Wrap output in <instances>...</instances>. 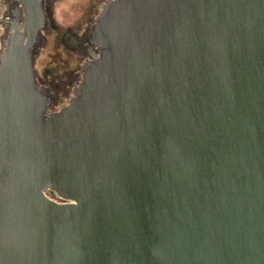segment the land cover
<instances>
[{
  "label": "water",
  "instance_id": "95a60500",
  "mask_svg": "<svg viewBox=\"0 0 264 264\" xmlns=\"http://www.w3.org/2000/svg\"><path fill=\"white\" fill-rule=\"evenodd\" d=\"M16 1L0 264H264V0H112L52 116L33 67L42 0Z\"/></svg>",
  "mask_w": 264,
  "mask_h": 264
},
{
  "label": "rangeland",
  "instance_id": "374dc122",
  "mask_svg": "<svg viewBox=\"0 0 264 264\" xmlns=\"http://www.w3.org/2000/svg\"><path fill=\"white\" fill-rule=\"evenodd\" d=\"M16 0H0V54L4 47L9 4ZM112 0H42L44 25L33 53L35 83L46 90V116L67 107L79 91L85 61L96 60L99 49L91 43V32L103 8ZM89 63V62H87ZM44 195L62 202L55 190Z\"/></svg>",
  "mask_w": 264,
  "mask_h": 264
},
{
  "label": "bare ground",
  "instance_id": "6f19581e",
  "mask_svg": "<svg viewBox=\"0 0 264 264\" xmlns=\"http://www.w3.org/2000/svg\"><path fill=\"white\" fill-rule=\"evenodd\" d=\"M21 8V6L19 5V3H17V1H15V2H13V3H10L9 4V7H8V9H9V12H8V18H6V21H13L14 20V12L16 11V10H18V9H20ZM105 8H106V6H105ZM105 8H103V9H105ZM8 28H9V26H5V35H4V42H3V44L5 45V43H6V41H7V37H8V34H9V30H8ZM41 37V33L39 34V37H38V44L40 43V38ZM37 44V45H38ZM36 45V43H35V46H34V49H35V47L37 46ZM34 49H33V53H34ZM87 62H92V60H89V61H85V63L86 64H88ZM36 87L38 88V90H40L43 94H46L45 92H46V90L43 88V87H41V86H39L37 83H36ZM73 101V99L71 100V102ZM49 199V198H48Z\"/></svg>",
  "mask_w": 264,
  "mask_h": 264
},
{
  "label": "built area",
  "instance_id": "2783aa9c",
  "mask_svg": "<svg viewBox=\"0 0 264 264\" xmlns=\"http://www.w3.org/2000/svg\"><path fill=\"white\" fill-rule=\"evenodd\" d=\"M60 199V198H59ZM61 200V199H60ZM60 203H62V202H60Z\"/></svg>",
  "mask_w": 264,
  "mask_h": 264
}]
</instances>
